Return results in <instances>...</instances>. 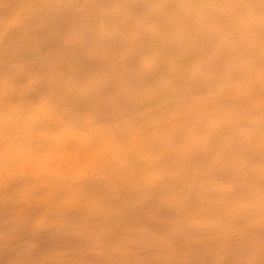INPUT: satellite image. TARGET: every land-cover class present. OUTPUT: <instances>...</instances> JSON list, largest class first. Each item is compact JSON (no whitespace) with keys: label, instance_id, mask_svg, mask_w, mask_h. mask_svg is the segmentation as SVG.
Listing matches in <instances>:
<instances>
[{"label":"bare ground","instance_id":"6f19581e","mask_svg":"<svg viewBox=\"0 0 264 264\" xmlns=\"http://www.w3.org/2000/svg\"><path fill=\"white\" fill-rule=\"evenodd\" d=\"M44 145L0 264H264V0H0V161Z\"/></svg>","mask_w":264,"mask_h":264},{"label":"rangeland","instance_id":"374dc122","mask_svg":"<svg viewBox=\"0 0 264 264\" xmlns=\"http://www.w3.org/2000/svg\"><path fill=\"white\" fill-rule=\"evenodd\" d=\"M253 101L257 102L258 98H253ZM38 114L36 113L35 115H33L34 118H37L36 120H39V118L43 117V115L38 116ZM50 122L49 123H53L54 117H56V115L54 113H49L47 114ZM174 116V115H173ZM46 117V116H45ZM54 123H56L54 121ZM45 127V126H43ZM47 130L46 128H40L38 129V133ZM88 128L87 127H82L80 129H74L73 132L77 131V132H81V133H88ZM93 136V134H92ZM132 140L133 143H139L141 142L140 137H136V136H132ZM111 148V147H110ZM32 148H28L25 149V152H32L31 151ZM38 152H36L35 150H33L35 154H32L27 157V153H21V155H13L12 157H10L8 160H4V161H0V187L1 188H5V187H9V183H6L5 180L8 179V177H12L13 175L16 176V174L20 171H23L27 174H30V172H34V175H32V179H36V181L42 183V180L47 177V175H51V174H60L63 173L62 169H59V167L53 166L54 164H51L52 162H54L55 160H61L64 159V161H62L60 163V165H64L65 163L72 162V161H77V159L79 158L80 155H78V153L80 152H74V151H66V150H62V151H56L53 150L52 148L49 147V145H44L43 148L38 149ZM99 149H97L96 151L91 153V158L94 157L96 155V152ZM28 152V153H29ZM57 152V153H56ZM25 154V155H22ZM18 158V159H17ZM31 158V159H30ZM66 161V162H65ZM15 162V163H14ZM18 162V163H17ZM5 163V164H4ZM81 170L83 172H88L89 168L84 167V166H80V167H76L73 170ZM70 171L69 174H74L77 173ZM57 172V173H56ZM26 176V175H25ZM17 182V180H16ZM26 181H23L21 184V187H23L25 185ZM34 196V195H32ZM23 197V196H22ZM34 197H37L36 195ZM42 197V196H41ZM43 198V197H42ZM62 203H65L68 206L73 205V200L70 199L69 197H63L61 198ZM58 202L55 201L54 203ZM63 205V204H62ZM49 209V207H48ZM20 212V211H18ZM42 220V216H39L37 218V221H41ZM47 222L49 223H53L54 220L53 219H48ZM107 244V243H106ZM110 246H106V247H111ZM51 255H47V256H43L41 257V259L37 260L34 264H42L41 260L47 261L49 259H51L52 257H50Z\"/></svg>","mask_w":264,"mask_h":264}]
</instances>
